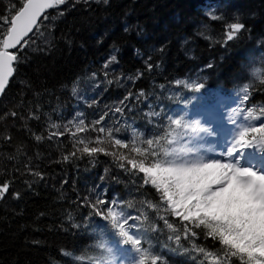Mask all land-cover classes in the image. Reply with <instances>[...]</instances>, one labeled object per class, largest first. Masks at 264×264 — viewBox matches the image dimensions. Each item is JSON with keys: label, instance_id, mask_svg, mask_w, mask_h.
<instances>
[{"label": "trees", "instance_id": "obj_1", "mask_svg": "<svg viewBox=\"0 0 264 264\" xmlns=\"http://www.w3.org/2000/svg\"><path fill=\"white\" fill-rule=\"evenodd\" d=\"M15 2L0 0V13ZM237 14L248 31L225 47L224 33ZM41 32L24 49L26 58L0 100V113H20L0 119V181H10V192L20 193L0 200V264H99L108 255L105 244L114 243L133 251L121 243L110 218L94 215L87 206L97 197L116 201L124 215L140 216L129 221L140 225L130 234L160 256L161 264H210L198 249L219 252L220 246L200 229L197 237L185 238L183 222L164 211L159 193L143 185L140 174L122 170L110 155L80 153L68 133L49 136L57 131L53 124L78 109L72 89L84 81L92 85L95 101L84 107L89 116L102 115L104 103L116 97L114 83L123 100L132 93L117 120L134 124L141 147L161 133L167 116L185 118L186 103L210 99L218 90L245 94L248 88V103L259 116L264 108V0H68L49 13ZM113 54L117 61L104 69ZM105 71L115 78L105 77ZM103 79L113 83L106 87ZM177 80L204 82L205 88L191 91ZM141 91L146 98L137 100ZM151 111L160 115L150 117ZM33 112L38 120L30 118Z\"/></svg>", "mask_w": 264, "mask_h": 264}, {"label": "snow or ice", "instance_id": "obj_2", "mask_svg": "<svg viewBox=\"0 0 264 264\" xmlns=\"http://www.w3.org/2000/svg\"><path fill=\"white\" fill-rule=\"evenodd\" d=\"M67 3L68 0H16L11 8L0 13V96L6 93L19 65L26 58L23 55L24 49L36 43L37 34L42 35L41 25L49 20L48 10L60 8ZM60 14L63 15V12ZM234 19L235 22L228 24L224 33L222 43L225 47L241 33L248 31L246 23L238 14ZM125 31L128 29L125 28ZM114 52H118V49ZM116 61V55H111L104 63V69H108L109 64ZM152 67L151 63L146 64L147 70L151 71ZM104 75L107 77V71ZM141 75L142 73H138L137 78ZM108 83L113 81L109 80ZM176 84L195 92L205 88L204 82L177 80ZM72 91L75 94L76 89L73 88ZM244 92L241 99L246 102L249 99L248 88ZM131 97L132 93L129 92L124 100ZM141 97L146 98L143 91L135 98L139 100ZM120 103L123 104L124 101ZM114 111L122 113L124 108L117 106ZM107 115L108 113H104L90 122L93 130L104 134L103 138L100 135L94 140L77 137V133L88 130L82 114L78 113L74 131L67 125L61 131L59 125L53 124L52 127L57 131H53L49 139L68 133L76 138L74 147L81 146L78 148L80 153L90 157L110 155L122 170L134 175L140 174L143 185L151 186L159 193V200L165 206L164 211L183 222L181 230L185 238L197 237L196 229H200L207 238L220 246L219 252L198 249L205 262H209L211 258L210 264H230L233 259L239 264H264V119H261L264 117V108L260 110L259 116L253 108L247 109L244 120L248 123L240 126L223 150L213 155H207L202 150L201 141L204 138L201 134L214 135V129L202 126L199 120L189 122L183 116H167L168 123L166 126L161 125L160 134L143 140L144 147L135 143L130 147L125 138L118 136V127L114 131L101 126ZM159 115L155 111L148 113L150 117ZM6 116L18 118L20 113L15 110L0 113V119ZM30 118L38 120L40 117L33 112ZM257 120L260 121L258 124L252 123ZM5 139L10 140L11 137ZM35 139L39 141L42 137L37 135ZM105 140L112 146L111 151L103 146ZM119 149H126L134 155H126ZM76 154V151L70 153L71 156ZM33 174L43 178L38 172ZM10 189V181H0V200L9 194L20 197L19 192L11 193ZM87 206L91 207L94 215L105 220L110 218L121 243L131 245L136 254V259L131 264H161L160 256L152 255L151 249L142 244L141 238L134 233L130 234V228L139 230L140 225L129 224V221H138L140 216L133 217L124 215L122 211H114V206L119 207L117 202L100 197L94 202H87ZM149 207L160 211L157 205L149 204ZM159 218L167 227H173L166 216L161 215ZM152 230L157 231L158 228L153 226ZM175 240L179 243L181 235L177 234ZM107 251L111 259L106 264H123L112 248Z\"/></svg>", "mask_w": 264, "mask_h": 264}, {"label": "rangeland", "instance_id": "obj_3", "mask_svg": "<svg viewBox=\"0 0 264 264\" xmlns=\"http://www.w3.org/2000/svg\"><path fill=\"white\" fill-rule=\"evenodd\" d=\"M92 92H93L92 85L86 81L81 82L76 86L75 95H76V99L78 102V104H77L78 109L76 110V112L71 117L66 118L64 120L62 118L59 120V121H61L60 123H59V121L57 122V125L60 126L59 130L62 131L64 129V127L67 125L68 127L72 128V130L74 131L75 126L78 123L77 114L80 113V114H82V118L85 120V127L88 130H86L83 133H77V136L80 138H84L85 140H87L89 138L94 140L97 135H100L102 138L104 137V134L97 133L95 130H93L92 125L90 123V122L98 119L100 115H96V114L91 115L90 114V116H89V114L84 111V107H90L91 104L94 102ZM224 98L225 97L216 96L214 98V101L213 102L211 101L212 103L210 102V103L205 104V103L201 102L199 104H196V103L188 104L189 108H187V110H186V113L188 116V121L192 122V121L198 120L200 117V113L203 112L204 110H206V108H210V107H213L217 112H220L219 110H222L223 114L228 113V112H234V110L238 109V106L232 105L231 104L232 100H237V101L243 102L247 105V101L246 102L242 101V99H241L242 97L241 98L230 97L229 98V99H231L230 101L226 100V102H228L227 104L224 102ZM230 106L233 107V110L230 109ZM112 116L116 120V119H119L120 114L113 111ZM123 120H125V123L119 122L115 125H111L109 120H107L105 122L103 121L101 126H104L105 128H112L114 131H115V128L118 127L119 128L118 136L120 138H125L127 140V142H129L130 147L133 143H135L137 146L141 147V145L139 144V141L137 139L136 129H135L134 124L132 122L129 123L126 118H123ZM233 121H236V123H233ZM69 122H71V123H69ZM246 123H248V121H245L244 117H236V118H227L226 117L225 118V125L229 128L231 136H233L236 133L237 129L240 126H242L243 124H246ZM252 123H255V121H252ZM97 127H99V126H97ZM219 132L221 133V131H219ZM89 146H94V145H89ZM103 146L106 147L109 151L112 150V146L110 144H108V142L106 140H105V143ZM206 149H208V148H206ZM119 151L123 152L126 155H134V154H131L126 149H119ZM204 152L208 155V152L206 150ZM106 208H107V205L104 206L105 211H106ZM113 210L117 211L115 206L113 207ZM105 248H106V251L108 248H112L115 252V255L120 258V260L123 262V264H131V262L136 259V254L133 253V251L126 252L124 250V248L118 244H105ZM109 259H111V256L108 252V255L105 257L104 261L101 262V264H106V262Z\"/></svg>", "mask_w": 264, "mask_h": 264}, {"label": "bare ground", "instance_id": "obj_4", "mask_svg": "<svg viewBox=\"0 0 264 264\" xmlns=\"http://www.w3.org/2000/svg\"><path fill=\"white\" fill-rule=\"evenodd\" d=\"M113 72L116 73V70H113ZM114 76L115 75L113 73H110L108 75V77H111V78H113ZM103 80L105 81V84L107 87L108 83L106 82L105 79H103ZM112 91H113V93L116 94V97L105 102L104 107L102 108L103 114L108 113L104 122L109 120L111 125H115L118 122L125 123V120H117V119L115 120L112 116V112L114 111L115 107L120 106V107H123L124 109L126 107L125 102L123 104L120 103L123 99L121 98L120 94L118 93L115 83H114V89ZM228 94L230 97H237V98H241L244 95V94H234V93H228ZM104 97H105V94H104ZM226 100L230 101L231 99H224V102L227 104L228 102H226ZM191 104H194V101L191 102ZM231 104L238 106V109L234 110V112H228V113L223 114L222 110H219L220 112H217L213 107H210V108H206V110H204L203 112L200 113V117L198 120L201 122V125L204 127H211L214 129V132H215V134L211 135V136L204 134V133L201 134V136L204 138L201 141L202 150L203 151L206 150L208 152V155H213L214 153H218L219 151H222L223 147L230 141V139L232 137L231 133L229 131V128L225 125V118L226 117L227 118L244 117L247 114L248 107L245 103L239 102L237 100H232ZM112 105H115V106L110 107ZM230 109L233 110V107L230 106ZM118 114H120V113H118ZM206 121H210V123H206ZM219 131H221V133ZM206 148H208V149H206ZM256 159H257V161L259 160L258 157ZM114 244H117V243H114ZM126 252H131V251H126ZM104 259L101 260L99 262V264H101V262L104 261Z\"/></svg>", "mask_w": 264, "mask_h": 264}, {"label": "water", "instance_id": "obj_5", "mask_svg": "<svg viewBox=\"0 0 264 264\" xmlns=\"http://www.w3.org/2000/svg\"><path fill=\"white\" fill-rule=\"evenodd\" d=\"M53 10V9H52ZM52 10H48L49 11V13L52 11ZM11 83V82H10ZM10 85V84H9ZM9 85H8V87H9ZM8 87H7V89H8ZM7 89H6V91H7ZM4 96V95H3ZM3 96H0V100L2 99V97Z\"/></svg>", "mask_w": 264, "mask_h": 264}]
</instances>
